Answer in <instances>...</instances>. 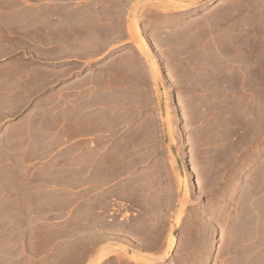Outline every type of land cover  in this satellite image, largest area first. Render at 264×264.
Masks as SVG:
<instances>
[{
	"label": "rangeland",
	"instance_id": "obj_1",
	"mask_svg": "<svg viewBox=\"0 0 264 264\" xmlns=\"http://www.w3.org/2000/svg\"><path fill=\"white\" fill-rule=\"evenodd\" d=\"M118 1L141 65L72 73L64 115L0 68V264H264V0Z\"/></svg>",
	"mask_w": 264,
	"mask_h": 264
},
{
	"label": "crops",
	"instance_id": "obj_2",
	"mask_svg": "<svg viewBox=\"0 0 264 264\" xmlns=\"http://www.w3.org/2000/svg\"><path fill=\"white\" fill-rule=\"evenodd\" d=\"M125 3L118 0H0V68L21 62L32 65L22 67L23 71L46 75L45 79L29 81L28 87L36 88L28 100L31 114L39 117L40 110L46 108L64 115L66 108L39 105L67 103L70 97L61 96L55 90L49 92L51 94L44 93L55 87L67 86L76 91L85 88L86 83L80 76L68 77L87 66L104 65L113 69L120 65L128 71L141 65L128 50L134 37L129 30L131 19L126 15ZM12 84L9 86H24L21 82ZM109 87L113 89L117 85L110 81ZM126 88L130 89L129 85ZM113 94L110 93V102L114 101ZM14 98L0 97V104L15 103ZM122 102L130 104L133 112L149 111L153 104L151 94L143 90H128ZM62 147L79 148L69 139Z\"/></svg>",
	"mask_w": 264,
	"mask_h": 264
}]
</instances>
